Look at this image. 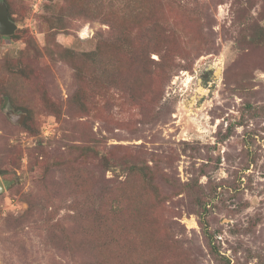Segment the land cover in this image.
<instances>
[{
    "label": "rangeland",
    "instance_id": "1",
    "mask_svg": "<svg viewBox=\"0 0 264 264\" xmlns=\"http://www.w3.org/2000/svg\"><path fill=\"white\" fill-rule=\"evenodd\" d=\"M3 1L0 264H264V0Z\"/></svg>",
    "mask_w": 264,
    "mask_h": 264
},
{
    "label": "trees",
    "instance_id": "2",
    "mask_svg": "<svg viewBox=\"0 0 264 264\" xmlns=\"http://www.w3.org/2000/svg\"><path fill=\"white\" fill-rule=\"evenodd\" d=\"M99 1H101V0H99ZM95 6H96V8L98 10V15L103 17L104 11L99 8L98 4H95ZM60 25H63L64 28H65L66 27L65 25H68V23L67 22H64V23L61 22ZM124 33H125L126 36L123 35L122 38L127 39L128 33H126V32H124ZM256 35L259 36L258 39H260V41L264 42V26L263 25H258V32L256 33ZM57 46H58V50L57 51L60 53L61 57H69L70 56L72 58V57L75 56L74 52L70 48L63 47L60 44H57ZM97 49H98V47L95 48V51ZM132 51H134V50H132ZM152 51H154V52H156L158 54V59L157 60L151 59L150 55H149V51L144 49V50L138 52L139 53V59L138 60L140 61V64H142L144 66L145 65V61L147 59L152 61V62H154V63H156V64H160L161 62L165 61L170 55V53H168L167 50H165L164 52H161L159 50H152ZM89 54H90L89 52H84L81 56L83 57L84 60H86V58L89 56ZM49 55H51V57H54L56 54L52 53V54H49ZM73 69H74L73 76L75 78L76 84L79 86V82L81 81V78H82V74L80 73L81 67L74 63L73 64ZM112 83H113V81H108V82L105 81V86L106 87L111 86ZM74 94H75V96H80L81 95V92H80L79 88H77L74 91ZM2 171L3 170H0V173H2ZM138 171L142 174L143 177H145V178L149 177V175L147 174L145 169H139Z\"/></svg>",
    "mask_w": 264,
    "mask_h": 264
},
{
    "label": "water",
    "instance_id": "3",
    "mask_svg": "<svg viewBox=\"0 0 264 264\" xmlns=\"http://www.w3.org/2000/svg\"><path fill=\"white\" fill-rule=\"evenodd\" d=\"M16 29V24L10 20L7 6L3 0H0V34L1 35H10ZM7 116L11 121L15 123H22L25 118V113L23 112H15L14 110H8ZM5 190L3 181L0 177V193Z\"/></svg>",
    "mask_w": 264,
    "mask_h": 264
},
{
    "label": "bare ground",
    "instance_id": "4",
    "mask_svg": "<svg viewBox=\"0 0 264 264\" xmlns=\"http://www.w3.org/2000/svg\"><path fill=\"white\" fill-rule=\"evenodd\" d=\"M198 92H199L200 94L203 92L202 87H199V88H198Z\"/></svg>",
    "mask_w": 264,
    "mask_h": 264
}]
</instances>
